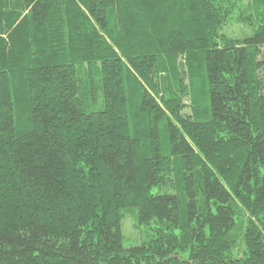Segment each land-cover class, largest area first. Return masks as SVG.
I'll use <instances>...</instances> for the list:
<instances>
[{
  "label": "trees",
  "instance_id": "1",
  "mask_svg": "<svg viewBox=\"0 0 264 264\" xmlns=\"http://www.w3.org/2000/svg\"><path fill=\"white\" fill-rule=\"evenodd\" d=\"M182 263L264 264V0H0V264Z\"/></svg>",
  "mask_w": 264,
  "mask_h": 264
},
{
  "label": "rangeland",
  "instance_id": "2",
  "mask_svg": "<svg viewBox=\"0 0 264 264\" xmlns=\"http://www.w3.org/2000/svg\"><path fill=\"white\" fill-rule=\"evenodd\" d=\"M238 5L245 6L249 0H235ZM220 33L232 39H241L248 36L251 33V29L243 23H237L235 20L230 21L228 24L223 26ZM122 237H123V247L128 249L132 246L139 245L146 236L151 234V231L147 227L138 226L132 218H124L122 223ZM181 259H187L188 254H183L180 256ZM185 264V263H182Z\"/></svg>",
  "mask_w": 264,
  "mask_h": 264
}]
</instances>
